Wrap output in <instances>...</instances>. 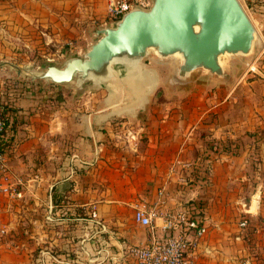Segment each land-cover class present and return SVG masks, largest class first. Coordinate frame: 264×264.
Returning a JSON list of instances; mask_svg holds the SVG:
<instances>
[{
	"label": "crops",
	"instance_id": "obj_1",
	"mask_svg": "<svg viewBox=\"0 0 264 264\" xmlns=\"http://www.w3.org/2000/svg\"><path fill=\"white\" fill-rule=\"evenodd\" d=\"M95 2L0 0L6 166L21 192L0 194V264H117L125 241L148 240L136 208L159 216L193 199L206 205L199 264H238V257L264 264V0L247 1L257 41L247 57L222 63L225 77L195 71L176 80V58L148 55L84 91L41 80L7 87L21 76L3 74L17 68L20 52H60L79 38L90 46ZM222 142L237 153H213L202 183L190 171L177 180L176 160Z\"/></svg>",
	"mask_w": 264,
	"mask_h": 264
},
{
	"label": "water",
	"instance_id": "obj_2",
	"mask_svg": "<svg viewBox=\"0 0 264 264\" xmlns=\"http://www.w3.org/2000/svg\"><path fill=\"white\" fill-rule=\"evenodd\" d=\"M95 42L81 56L61 65L30 71L31 79L57 84H103L115 66L136 67L148 55L176 58V80L203 71L225 77L223 57L251 54L255 28L238 0H151L148 8H132L112 25L96 30Z\"/></svg>",
	"mask_w": 264,
	"mask_h": 264
},
{
	"label": "built area",
	"instance_id": "obj_3",
	"mask_svg": "<svg viewBox=\"0 0 264 264\" xmlns=\"http://www.w3.org/2000/svg\"><path fill=\"white\" fill-rule=\"evenodd\" d=\"M238 1L246 5L248 0ZM150 3L151 0H112L108 4L101 27L112 25L123 13L132 8L146 9ZM247 9L244 10L247 12ZM10 126L9 113L0 105V194L18 198L21 195L20 182L12 178L6 166ZM174 165L183 170V173L178 174L177 180L184 183L185 172L191 170L192 161L176 160ZM133 218L148 228V240L144 244H132L127 248L129 257L127 264H199L194 252L207 230L204 215L190 216L186 206L165 210L159 216L154 211L138 207L133 212ZM239 225L244 227L245 220H240ZM5 232V228L1 227L0 235H4ZM242 264H249V261L244 260Z\"/></svg>",
	"mask_w": 264,
	"mask_h": 264
},
{
	"label": "rangeland",
	"instance_id": "obj_4",
	"mask_svg": "<svg viewBox=\"0 0 264 264\" xmlns=\"http://www.w3.org/2000/svg\"><path fill=\"white\" fill-rule=\"evenodd\" d=\"M109 0H97V3L94 4V9H93V17H92V22L90 23V25L87 24V30H86V36L87 39L89 38V40L91 39L92 43L97 39L98 36L95 35V37L91 38L90 32L92 31L93 28L97 27L100 28L101 24L103 22V20L105 19L106 16V10H107V4H108ZM242 6L244 9H247V4L245 5V3H242ZM104 5V6H103ZM78 42H74L71 45H67V49L61 50L60 52H54V50H50L48 48L45 49H39V50H30L27 51V54H24L23 52H20V54L18 55V58L20 59L19 61V65L17 66V68H11L12 70H6L7 72L3 73V74H10V73H20L21 76L17 77V79H12L11 77H9V81H5V84H9L7 85V87H9L10 89H19L20 91L24 89L25 84L27 83H33V82H40L41 79H31L29 76V72L30 71H38V70H42L44 69L47 65L49 64H55V65H61L63 63V61L70 57V56H81L90 46L89 44L86 45H82V43H84L85 41L83 40L82 42H80V38L76 39ZM53 51V52H52ZM27 55V56H26ZM153 55V54H150ZM27 57V62L24 63V58L26 60ZM247 56H240L237 58H245ZM231 58H235V57H223L222 58V63L224 65H226V67H228L230 65V60ZM168 59V58H167ZM243 65V64H242ZM230 67V66H229ZM241 70V69H240ZM239 70V71H240ZM5 76V75H3ZM6 78V76H5ZM43 80H41L42 82ZM1 83V80H0ZM70 84H72L73 88H76V85L74 84V82H71ZM90 86H99V84H94L91 82H86L82 85V87L80 89L76 88L79 91H84L88 89V87ZM70 88V87H69ZM72 88V87H71ZM82 95V94H81ZM128 210V209H126ZM128 211L124 212V216L127 217L128 216ZM128 221L126 220V223ZM111 230L114 231L113 228H115L116 226L114 225H109L108 226ZM123 238V237H122ZM132 244L128 241L124 242V245L122 247V260L121 262H116L117 264H127L128 262V255H127V248L129 246H131ZM244 261V259L242 260L241 257H238V259H236V262L238 264H242V262ZM250 264V262H249Z\"/></svg>",
	"mask_w": 264,
	"mask_h": 264
},
{
	"label": "trees",
	"instance_id": "obj_5",
	"mask_svg": "<svg viewBox=\"0 0 264 264\" xmlns=\"http://www.w3.org/2000/svg\"><path fill=\"white\" fill-rule=\"evenodd\" d=\"M236 145H231L229 142L212 143L206 146V148L198 154L192 160V168L188 175L193 178L192 182L202 183L207 179V159L212 156L213 153H237ZM186 210L190 216H203L206 213V205L202 199H193L187 202Z\"/></svg>",
	"mask_w": 264,
	"mask_h": 264
}]
</instances>
